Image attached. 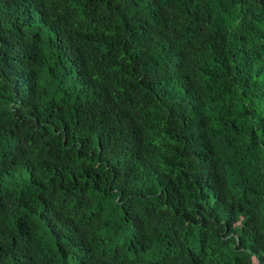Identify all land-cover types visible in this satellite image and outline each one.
I'll list each match as a JSON object with an SVG mask.
<instances>
[{
	"label": "trees",
	"instance_id": "obj_1",
	"mask_svg": "<svg viewBox=\"0 0 264 264\" xmlns=\"http://www.w3.org/2000/svg\"><path fill=\"white\" fill-rule=\"evenodd\" d=\"M0 264H264V0H0Z\"/></svg>",
	"mask_w": 264,
	"mask_h": 264
}]
</instances>
